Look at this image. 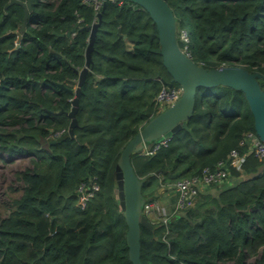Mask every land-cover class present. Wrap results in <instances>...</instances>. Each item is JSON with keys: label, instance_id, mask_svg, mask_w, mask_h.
Listing matches in <instances>:
<instances>
[{"label": "trees", "instance_id": "trees-1", "mask_svg": "<svg viewBox=\"0 0 264 264\" xmlns=\"http://www.w3.org/2000/svg\"><path fill=\"white\" fill-rule=\"evenodd\" d=\"M9 2L0 0V150L37 159L33 169L20 174L24 187L11 211L0 216V264H131L114 169L147 114L158 113L154 98L163 84L157 77L170 78L156 25L133 2L107 0L71 136V119L58 113L71 108L74 93L67 89L77 82L74 69L84 65L89 36L83 27L97 20L102 4L96 9L86 0H34L17 41L23 9L7 7ZM166 2L177 17L181 49L185 44L178 36L189 29L193 61L208 68L236 64L264 74V0ZM139 79L147 82L149 101L131 95L128 83ZM22 123L26 127L5 128ZM50 130L60 134L52 137ZM248 132L255 133L253 118L241 91L198 88L193 115L177 139L154 155H133L144 167L146 200L156 199L162 183L227 163L232 149L244 151L239 143ZM263 166L264 159L248 155L241 171L229 168L231 181L216 195L202 191L167 224L159 222V230L142 228V262L246 264V256L264 246ZM158 169L166 172L162 183L154 173ZM82 183L99 186L84 210L78 205Z\"/></svg>", "mask_w": 264, "mask_h": 264}, {"label": "water", "instance_id": "water-1", "mask_svg": "<svg viewBox=\"0 0 264 264\" xmlns=\"http://www.w3.org/2000/svg\"><path fill=\"white\" fill-rule=\"evenodd\" d=\"M145 10L156 25L158 43L162 65L169 75V80L157 77L163 85L171 87L173 84L180 86V97L165 109L156 114L148 113L149 119L137 131V133L123 147L114 169L116 181V195L121 211L126 222L125 234L128 246V258L131 264H144L141 260V229L154 231L152 222L143 213L146 197L142 192L143 179L140 178L132 165L131 157L134 154H142L145 147H152L166 136H174L183 129L194 112L197 89L201 87L212 88L220 85L231 87L241 91L248 103L253 118L254 132L264 141V74L258 71L251 72L241 65H223L216 68H208L199 65L188 57L180 48L177 38V17L173 8L166 0H128ZM107 0L102 1V10L97 13V20L83 29L89 31L87 46L85 48V62L81 69L75 68L78 74L75 89H67L73 92L71 108L68 111L61 110L70 119L69 134L73 136L74 127L77 125L76 113L79 108L81 87L92 63V52L97 30L101 25L102 11ZM34 0H10L7 7L17 4L23 9V19L17 35L20 41L26 31L27 21L32 11ZM74 28L71 32H74ZM68 33V35L71 34ZM61 35V34H60ZM125 38V37H124ZM17 43V47H18ZM56 84L63 88L64 84ZM55 142V141H53ZM158 169L154 173L157 175ZM264 170L261 167L260 172ZM158 192L170 188L161 187ZM175 216L171 218V221Z\"/></svg>", "mask_w": 264, "mask_h": 264}, {"label": "built area", "instance_id": "built-area-1", "mask_svg": "<svg viewBox=\"0 0 264 264\" xmlns=\"http://www.w3.org/2000/svg\"><path fill=\"white\" fill-rule=\"evenodd\" d=\"M86 1L93 2L94 7L97 9L102 4L103 0ZM182 42L185 44L182 50L188 57L191 58V55L187 50L189 45L188 39L183 38ZM181 93L182 90L177 84H173L171 87L163 85L154 98L156 110L159 112L165 109L168 105L177 100ZM172 139L173 136H166L161 141L155 143L152 147H145L142 152L143 155L151 156L156 154L161 149L167 148ZM239 146L244 148V151L241 152L239 148L232 149L227 157V163L226 161H219L212 168L205 167L199 175L182 178L167 185L170 186L168 189H172V191L177 194L175 202L172 204V208L176 211L174 213H177L183 210L187 205H190L192 200L209 185L223 184L225 181L229 183L231 181L229 168L241 171L242 165L248 155L252 154L257 158L264 159V141L260 140L255 133L248 132L244 134V138L240 141ZM98 189L99 186L96 183H91L89 185H85L84 183L80 184L77 189L80 194L78 205L82 209L85 208L89 199L93 197L94 193L97 192ZM155 209L159 211L161 216H166L163 223L167 224L169 220L167 217L172 216V214H167L165 209L159 206L156 199L150 198L146 200L143 213L148 215Z\"/></svg>", "mask_w": 264, "mask_h": 264}, {"label": "rangeland", "instance_id": "rangeland-1", "mask_svg": "<svg viewBox=\"0 0 264 264\" xmlns=\"http://www.w3.org/2000/svg\"><path fill=\"white\" fill-rule=\"evenodd\" d=\"M42 1L50 2L52 4H57L59 2V0H42ZM86 2H91V1H86ZM91 3L94 5L93 2ZM177 30H178V26H177ZM188 31H189L188 28L182 29L181 34H179L178 36L180 41H182V39L184 38V39H188V42L190 43ZM126 45L128 49L132 48L131 41L129 40L126 41ZM164 74H165V71H164ZM145 82L146 80L144 79L129 81L128 87L131 91L132 96L133 95H136V96L144 95V97L147 98V101H149V91L147 90V86H146L147 82L146 83ZM76 85H77V82L75 81L74 84L72 85L73 89L76 88ZM261 85L264 88V81H261ZM115 96H118V92H116ZM21 125H24L26 127V124L22 123V124H15L13 126L6 125L5 128H7L8 130L20 129ZM59 134H60L59 132L50 130V136L52 137H56ZM177 135L178 134L174 135L175 139H177ZM172 142L173 140L171 141V143ZM140 155H143V153ZM36 159H37L36 155L34 156L32 154H18L17 153V154L9 155L8 153L0 150V216L1 217H6L9 214V212L12 209L11 208L12 201L14 199L19 198L22 193L24 183L19 179L20 174L26 171L27 169H33V164H34L33 160H36ZM131 162H132V165H133V168L136 174L139 177L144 176V173H141V171H143V168H144L142 164L137 163L134 160L133 156L131 157ZM164 163L167 164V160H164ZM164 173L166 172L162 170L158 172L157 174L158 182L162 183L164 181V178H165L163 175ZM169 175L170 173L168 172V176ZM229 183L225 181L223 184H212L202 191L209 190L211 193L216 195L218 191L223 189ZM162 186L165 187L167 185L162 183L160 188ZM176 196L177 194L174 193L172 189L167 188V189H164L163 192L162 191L157 192V194L154 195V198H156V200L158 201L159 206L165 209L167 214L173 215L174 212L176 211L172 208L171 204L175 202ZM146 217L153 224H158L159 222L163 223L164 219L166 218V216H161L159 214V211L156 209L152 213H149L148 215H146ZM170 217H167V219ZM263 247H260L257 250L256 254L247 255L245 258V263L246 264H264V254L262 253ZM262 255H263L262 261H258Z\"/></svg>", "mask_w": 264, "mask_h": 264}, {"label": "flooded vegetation", "instance_id": "flooded-vegetation-1", "mask_svg": "<svg viewBox=\"0 0 264 264\" xmlns=\"http://www.w3.org/2000/svg\"><path fill=\"white\" fill-rule=\"evenodd\" d=\"M72 35H73V34H72ZM162 192H163V190H162ZM80 208H81V207H80ZM84 209H85V208H83V209L81 208V210H84ZM152 224H153V223H152ZM153 227H154V231H152V230H151V231H152V232H155L156 230H159L160 225H158V224H157V225L153 224ZM74 230H77V228L74 227Z\"/></svg>", "mask_w": 264, "mask_h": 264}]
</instances>
